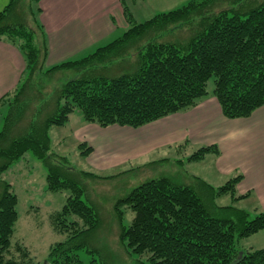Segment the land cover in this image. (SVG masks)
I'll return each mask as SVG.
<instances>
[{"label": "trees", "instance_id": "16d2710c", "mask_svg": "<svg viewBox=\"0 0 264 264\" xmlns=\"http://www.w3.org/2000/svg\"><path fill=\"white\" fill-rule=\"evenodd\" d=\"M41 1L8 0L0 11V41L25 60L17 88L0 99V116L7 110L0 130V264H33L22 243L12 244L18 197L2 179L29 152L43 162L49 192H70L53 222L57 231L72 236L51 249L48 262L84 264L77 253L88 247L82 237L100 220L98 209L83 200L85 188L77 177H108L77 172L68 158L54 153L51 129L67 125L75 111L87 124L138 129L210 95L226 118L250 117L264 107V0H189L143 22L129 3L144 0H120L127 28L119 38L86 57L51 66ZM78 148L85 157L93 152L86 141ZM208 154L220 155L219 147L203 146L188 162ZM242 178L218 188L196 175L188 185L168 177L140 184L114 207L121 217L123 206L133 213L128 225L120 220V241L138 264H264V249L239 247L240 240L264 230V210L235 205L250 197L237 192ZM203 194L211 203L229 195L233 205L212 211Z\"/></svg>", "mask_w": 264, "mask_h": 264}, {"label": "rangeland", "instance_id": "374dc122", "mask_svg": "<svg viewBox=\"0 0 264 264\" xmlns=\"http://www.w3.org/2000/svg\"><path fill=\"white\" fill-rule=\"evenodd\" d=\"M7 1H0V11L8 3ZM140 4L139 1L138 5L141 6ZM152 16L153 14L144 11L139 15V19L143 22ZM122 34L123 32H119L114 39ZM96 49L86 51L79 58L92 54ZM213 89L214 82L211 80L208 84L210 94ZM6 111V108L3 109L0 116V130ZM82 121V114L75 111L67 125L53 127L50 136L53 152L68 158L70 166L77 172H91L101 177H108L97 180H82L77 177V181L85 188L83 200L98 209L100 220L98 228L89 237H82L88 247L78 250L77 253L84 264L90 263L93 259H96L99 264H138V258L130 254L119 238L120 220L128 225L133 213L123 206L121 210L124 214L121 217L114 207L120 198L127 196L140 184L152 179L168 177L175 184L188 185L191 183V176L194 175L206 179L205 181L214 188L223 186L227 182L215 175L211 154L206 155L203 161L188 162V158L201 148L192 145L160 149L154 148L158 142L151 141L143 144L146 149L151 150H143L144 147H141L137 151L128 152L129 150L121 147L120 137L109 136L120 133H108L98 141L95 140L96 138H91L88 145L93 148V152L89 156H82L78 145L84 141V137H89L82 131L80 125ZM153 132V129L146 131L141 137H149V135L151 137ZM178 161H183L184 165H180ZM46 178L47 170L43 162L32 152L27 153L2 175V179L12 185L18 197V220L12 244L22 243L30 252L33 264H50L48 259L51 249L72 236L69 231H57L53 222V215L62 210L70 192H49L46 188ZM203 195L205 204L212 211L216 206L233 205L229 195L215 199L214 203H211L208 195ZM235 205L247 211L253 209L245 202ZM74 218L71 216L70 221ZM259 238L264 243V233H260V235L240 240L239 247L249 249L250 242L254 243ZM89 250L92 253H88Z\"/></svg>", "mask_w": 264, "mask_h": 264}, {"label": "crops", "instance_id": "0c3cea01", "mask_svg": "<svg viewBox=\"0 0 264 264\" xmlns=\"http://www.w3.org/2000/svg\"><path fill=\"white\" fill-rule=\"evenodd\" d=\"M188 1L144 0L140 2L141 6L138 2L129 5L135 19L142 22L139 15L144 11L154 16L176 9ZM40 7V20L48 36L49 66L79 58L86 51L104 46L127 28L120 0H42ZM24 69L25 60L18 49L0 41V99L17 88ZM80 125L89 136L83 139L88 143L91 138L98 141L108 133H120L109 136L120 137L121 147L128 152L137 151L151 141L158 142L154 148L160 149L183 144L185 147L216 145L220 155H210L215 175L223 180L242 175L237 192L250 194L243 202L248 203L252 210H264V107L248 118L228 119L223 115L218 100L210 95L187 111L169 115L138 129L119 126L101 128L84 120ZM152 129L151 137H141ZM143 150L151 149L144 147ZM263 244L259 238L254 243L250 242L249 249H264Z\"/></svg>", "mask_w": 264, "mask_h": 264}, {"label": "water", "instance_id": "95a60500", "mask_svg": "<svg viewBox=\"0 0 264 264\" xmlns=\"http://www.w3.org/2000/svg\"><path fill=\"white\" fill-rule=\"evenodd\" d=\"M240 259V258H239Z\"/></svg>", "mask_w": 264, "mask_h": 264}]
</instances>
